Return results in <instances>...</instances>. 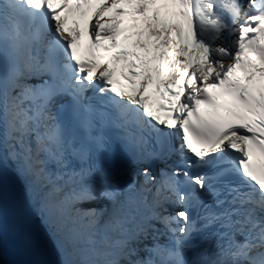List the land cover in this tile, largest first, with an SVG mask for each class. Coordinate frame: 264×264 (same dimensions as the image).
<instances>
[{
	"label": "snow or ice",
	"instance_id": "obj_1",
	"mask_svg": "<svg viewBox=\"0 0 264 264\" xmlns=\"http://www.w3.org/2000/svg\"><path fill=\"white\" fill-rule=\"evenodd\" d=\"M0 264H264V0H0Z\"/></svg>",
	"mask_w": 264,
	"mask_h": 264
}]
</instances>
